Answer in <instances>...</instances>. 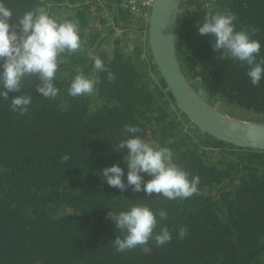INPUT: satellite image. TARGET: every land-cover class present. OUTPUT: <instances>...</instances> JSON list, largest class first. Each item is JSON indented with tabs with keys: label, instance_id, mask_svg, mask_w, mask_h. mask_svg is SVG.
Instances as JSON below:
<instances>
[{
	"label": "trees",
	"instance_id": "obj_1",
	"mask_svg": "<svg viewBox=\"0 0 264 264\" xmlns=\"http://www.w3.org/2000/svg\"><path fill=\"white\" fill-rule=\"evenodd\" d=\"M0 3L13 12L10 23L37 8L61 23L78 21L82 41L79 51L62 56L55 99L36 90L34 76L22 82L21 92L0 97V264H264V149L220 140L180 111L150 55L142 9L132 13L125 0ZM209 12L234 13L236 31L256 30L251 38L261 43L259 63L264 0H182L175 38L181 71L196 77L222 111L234 105L264 112V78L252 85L249 65L219 60L214 38L198 34L197 24ZM96 57L116 75L115 82L94 69ZM80 73L97 81L96 90L72 97L68 88ZM18 95L32 96L24 115L10 107ZM125 125L138 126L136 136L170 148L173 162L190 178L199 175L198 194L169 200L109 186L102 171L115 164L124 169L127 184L128 152L115 149L133 135L124 132ZM65 154L70 159L62 162ZM141 175L145 182L152 178ZM133 204L156 212L154 235L167 227L172 241L156 246L153 238L115 252L112 241L126 233L107 214ZM160 209L168 213L166 220H160ZM182 226L188 232L180 239Z\"/></svg>",
	"mask_w": 264,
	"mask_h": 264
},
{
	"label": "clouds",
	"instance_id": "obj_2",
	"mask_svg": "<svg viewBox=\"0 0 264 264\" xmlns=\"http://www.w3.org/2000/svg\"><path fill=\"white\" fill-rule=\"evenodd\" d=\"M141 11L143 21L145 18L148 21L150 8ZM12 19L13 12L4 3H0V61H3L0 65L3 69L0 71V97L8 100L10 92H21L22 82L34 76L39 81L36 90L45 99H55L60 90L54 81L64 62L63 54H74L82 46L78 21L58 22L43 8L26 12L15 23H10ZM236 19L234 13L209 12L203 22L197 24L198 34L214 38L212 48L220 52L219 60L231 58L249 65L247 75L252 85L259 86L264 78V60L259 63L256 61L261 43L251 38L255 35V29L251 32L246 28L236 31ZM94 69L107 72L109 82H115L116 75L105 67L101 58H95ZM96 83L95 79L80 73L71 82L68 94L72 97L91 95L96 90ZM31 103V95H18L11 98L10 107L13 112L24 115ZM140 131L138 126L125 125L124 132L133 135L115 146L117 152L125 149L128 152L124 156L129 169L127 184L123 180L124 169L119 164L103 169L104 181L122 192L132 187L133 192L143 191L148 196L156 193L169 200L188 199L198 194L200 176L190 178L187 170L173 162V151L170 148L136 136ZM69 159L67 154L61 158L62 162ZM141 173H147L152 178L145 182ZM158 215L160 220L168 217L163 209L158 211ZM107 218L115 221L117 229L126 233L123 238L117 236L111 243L117 253L144 246L153 238L156 246H163L173 239L167 227L154 235L158 225L157 213L144 204H133L130 210L119 213L110 211ZM187 232L188 229L182 226L177 234L183 239Z\"/></svg>",
	"mask_w": 264,
	"mask_h": 264
},
{
	"label": "water",
	"instance_id": "obj_3",
	"mask_svg": "<svg viewBox=\"0 0 264 264\" xmlns=\"http://www.w3.org/2000/svg\"><path fill=\"white\" fill-rule=\"evenodd\" d=\"M182 0H153L146 43L152 60L180 111L199 128L228 143L264 149V122L247 121L222 111L190 83L180 69L175 38Z\"/></svg>",
	"mask_w": 264,
	"mask_h": 264
},
{
	"label": "rangeland",
	"instance_id": "obj_4",
	"mask_svg": "<svg viewBox=\"0 0 264 264\" xmlns=\"http://www.w3.org/2000/svg\"><path fill=\"white\" fill-rule=\"evenodd\" d=\"M146 18H145V21ZM184 73L186 74V76L188 77V79L190 80V82L193 84V86L200 92V94L204 97H206L211 103L215 104L216 106H218L219 108L222 107L221 105L217 104L216 101H214L213 98L208 97L206 94H204L202 87L199 84V80L196 77H192L189 73H187L186 71H184ZM223 108V107H222ZM224 109V108H223ZM225 112L227 114H229L230 116H234L243 120H247V121H255V122H264V112H255L253 110H249V109H244L241 107H237V106H230L228 109L225 110Z\"/></svg>",
	"mask_w": 264,
	"mask_h": 264
},
{
	"label": "built area",
	"instance_id": "obj_5",
	"mask_svg": "<svg viewBox=\"0 0 264 264\" xmlns=\"http://www.w3.org/2000/svg\"><path fill=\"white\" fill-rule=\"evenodd\" d=\"M153 0H125L126 7L132 11V13L140 11V9H149Z\"/></svg>",
	"mask_w": 264,
	"mask_h": 264
}]
</instances>
